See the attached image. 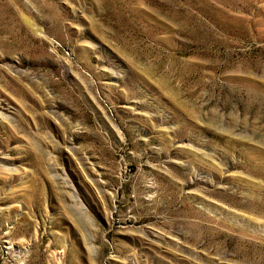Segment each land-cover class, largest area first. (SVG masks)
I'll use <instances>...</instances> for the list:
<instances>
[{
	"label": "rangeland",
	"instance_id": "rangeland-1",
	"mask_svg": "<svg viewBox=\"0 0 264 264\" xmlns=\"http://www.w3.org/2000/svg\"><path fill=\"white\" fill-rule=\"evenodd\" d=\"M0 264H264V0H0Z\"/></svg>",
	"mask_w": 264,
	"mask_h": 264
}]
</instances>
